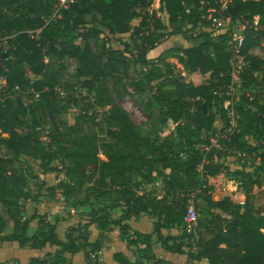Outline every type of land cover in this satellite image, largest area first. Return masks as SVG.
Wrapping results in <instances>:
<instances>
[{
    "label": "trees",
    "instance_id": "obj_1",
    "mask_svg": "<svg viewBox=\"0 0 264 264\" xmlns=\"http://www.w3.org/2000/svg\"><path fill=\"white\" fill-rule=\"evenodd\" d=\"M55 1L0 0V36L13 35L10 47L0 50V147L7 151L0 154V243L49 244L61 250L51 260L32 257L30 264H67L64 253L79 252L85 264H107L95 256L91 262L101 243L89 239L88 227L107 231L118 226L127 247L115 252L110 264H169L157 255L155 243L186 253V264H264V201L250 199L252 189L264 182V0L235 1L226 10L233 20L247 21L235 49H229L228 32L212 38L196 30L199 0H160L167 22L184 23V30L175 31L192 40L175 48L190 80L175 78L171 89L159 81V65L173 74L170 64L160 55L153 67L147 58L166 28L148 15L151 0H73L53 16ZM139 15V24L132 25ZM26 30L39 34L32 37ZM126 33L128 40L120 36ZM24 66L34 79L26 77ZM131 66H139L134 88L147 91L146 106L158 112L160 126L148 135L139 132L106 87L109 78ZM233 66H241L238 88L243 92L230 105L232 126L220 92L231 83ZM28 87L39 96L24 106L20 91ZM56 88L65 92L67 103H78L76 88L93 92L94 98L83 104L73 123L52 122L48 141H43L36 130L39 115L53 117L65 109ZM23 156L39 160L42 173H54L56 182L40 183ZM224 171L238 182L243 201L233 193L213 199L208 179ZM159 179L161 192L143 187ZM43 187L50 199L58 194L75 206L85 191V199L93 194L99 206L90 208L87 222L67 227L62 240L55 221L44 214L24 215L23 201L36 200ZM190 197L204 212L193 244L183 220ZM142 213L154 219L151 233L132 230L126 222ZM34 219L38 226L29 234Z\"/></svg>",
    "mask_w": 264,
    "mask_h": 264
},
{
    "label": "rangeland",
    "instance_id": "obj_2",
    "mask_svg": "<svg viewBox=\"0 0 264 264\" xmlns=\"http://www.w3.org/2000/svg\"><path fill=\"white\" fill-rule=\"evenodd\" d=\"M140 21L138 20H132V25H137L139 24ZM164 23L166 24V28L164 30L165 35L163 36V38L155 45L154 48H152L151 50H149V52L147 53V58L150 62V64L155 67V65L157 64V57L158 56H163L165 61L168 62L170 64V67H172L173 69V74H171L167 68H165L162 64L159 65V72H160V79L159 81H163L164 84L166 85V87L168 89H171L173 87V83L175 78L179 79V70H181V66H180V62H179V58H178V53L175 51V48L179 47V46H187L189 45L192 40L188 37H185L181 31H175L177 29L175 28H181L182 30L185 29V24L181 23V22H177L174 24H169L167 22V20H164ZM236 29L238 30V25L236 24ZM39 34V31L36 30L35 32H33L34 36H37ZM236 34H239V32L237 31ZM194 35V34H193ZM121 38L128 40L129 39V34H122L120 35ZM94 49L95 46H93ZM46 62H48V60L46 59ZM0 64L2 65V61L0 60ZM139 66H131L129 67L125 73H118V75H116V77L114 78H109L106 82V87L108 89V93L109 95L112 97L114 103L122 106L127 113L129 114L131 120L134 122V124L137 126V129L139 130V132L143 135H148L151 134V132H153L158 126H160L159 121H158V112L157 110L152 107V108H148L146 106V102H147V91L144 92H140L137 91L133 84V78L136 76V72L138 70ZM6 69V68H4ZM25 72H26V77L28 79H34L35 75L32 73V71L27 67L24 66ZM188 81L190 80V78L187 76ZM119 80L120 82L117 83L116 81ZM256 90V87H252L250 88V91L253 92ZM22 92H26L25 90H23ZM243 92V90L241 88H235L234 89V97L230 99L231 102H233V104L235 102L238 101V97L239 95ZM26 102H29V95L25 94L22 95ZM74 96L77 97L78 103H67V99L68 97L64 95H62V101L60 102L61 106H65V109L59 113L58 115L55 116H50L48 113L46 112H42V115H39L40 118V122L41 125L39 127L36 128V130L38 131V135L39 137H41L42 139H44V134L46 133L47 130L50 129V125L51 123H55L57 125H61L62 123H67V124H71L74 122L76 116L78 115V113L80 112V110L83 107V104L85 102L92 101L94 98V94L93 92H88L85 90H82L80 88L76 89V92L74 93ZM96 110L99 112L98 118L100 117L101 114V110L97 109ZM234 121V120H233ZM235 122V121H234ZM216 126H221V120H217L215 123ZM84 127L86 125H83ZM20 130H25L26 127H20ZM101 137H104V135H101ZM0 154L1 155H5L7 154V151L5 150L4 147H0ZM233 158H231L232 160ZM22 162L27 164V162H30V166H31V173L33 174H41V168L39 166L38 161L35 160H29L26 159L25 157H22ZM42 175V174H41ZM47 180L44 181L47 184H51L53 182H55V180L53 179V173H49L47 174ZM221 176V177H220ZM229 180L231 182H225L226 185L221 184V182L218 184L220 185V187L222 186L224 189L222 190H218L216 196H220L223 195L225 192L227 193L228 190H230L231 184H233L235 186V183H238L236 180L234 179H230V176H228V174L224 171L223 173H220L216 176H214V178L216 180ZM45 178V177H44ZM39 182H42V179L38 178ZM233 181V182H232ZM32 183V186L35 188V185ZM147 186V185H146ZM145 188V187H144ZM225 191V192H224ZM87 192L82 191L77 195V201H80L81 203L78 205H72L71 203H65L63 205H53L54 199H50L48 196V192L47 190L43 187V189H41L40 191V199H36L37 201H47L48 203L44 205L45 212L51 214L50 212L53 211L54 213V217L58 216V213L60 215H62L63 217L65 216H72V215H76V220H85L84 222H86L87 219L84 216H88V212L90 210L91 207L97 208L99 206V203L95 202V197L93 194H89V198L85 199V194ZM228 194V193H227ZM234 198H236L237 200L243 201L244 200V194L243 191L241 190V188L238 186L237 190L235 191L234 194ZM250 199L252 201H256V202H262L264 201V182L261 186L259 187H254L252 189L251 192V196ZM52 204V205H50ZM196 207L199 213V218H202L204 215V212L202 211L199 202H196ZM71 209L74 210V212L71 211ZM117 210H114V212H116ZM58 212V213H57ZM60 217V216H59ZM76 223V221L74 222ZM78 223V222H77ZM59 225H61L60 227L57 228L56 232L59 236V238L64 239V232H63V228L65 223H59ZM91 238H92V234L90 232ZM48 247L52 246V245H47ZM61 250L59 248L55 249V253H60ZM80 253V252H79ZM15 256H17V252L14 253ZM72 256V255H71ZM52 257H49V260H51ZM90 260L91 262L93 261L94 257L90 256ZM68 263L67 264H74L73 263V258L69 257L67 258ZM85 262V261H84ZM3 264V263H0Z\"/></svg>",
    "mask_w": 264,
    "mask_h": 264
},
{
    "label": "crops",
    "instance_id": "obj_3",
    "mask_svg": "<svg viewBox=\"0 0 264 264\" xmlns=\"http://www.w3.org/2000/svg\"><path fill=\"white\" fill-rule=\"evenodd\" d=\"M23 157L28 159V161L29 160H35V161H38V163H39V160H36V159L31 158L29 156H23ZM21 159H22V157H21ZM27 164L29 165L30 162H27ZM29 167L31 168L30 165H29ZM41 174L37 173L38 178L42 179V181H46L47 177H48L46 175L49 173L44 174L41 171ZM53 175H55V174L53 173ZM58 177L64 178L63 174H59ZM220 177H219V180H216L214 177H210L208 179V183L212 187L211 188L212 196H213V199H215V200L221 199L230 193L235 194V191L238 188V183H235V186L233 184H231L232 188L227 191L228 194L224 191L225 193L223 195L216 196L218 190L224 189L223 187H224V185H226V183H225L226 181L231 182L229 180H222V179H220ZM53 179L56 182V175L53 176ZM55 182H53L51 184H54ZM218 182L219 183L221 182L223 187L222 186L220 187ZM51 184L46 183V185H51ZM30 187L33 190L36 189V187L34 188L32 186V183H30ZM143 187H145V189L151 188L153 191L158 193V192H161L162 182L159 179V180H156L153 185H147V186L144 185ZM37 198L40 199L39 196ZM55 199H54L55 201H54L53 205H56V204L63 205L66 203L63 200V198L58 194L56 195ZM47 203L48 202L46 200L45 201H37V200L23 201V208H24L25 217L29 216L33 213L44 214L46 216L47 220L52 221V222L53 221L56 222V230L58 227L61 226V225H59V223H65L64 227L61 228V229H63L64 233H65L66 228L69 226H76L77 224L85 223L84 222L85 220H79V221L76 220L75 214L72 216L63 217L62 215H60L57 212L58 216L54 217V214H56V213H54L53 211L50 212L51 214H49L48 212L46 213L45 212L46 208L44 207V205ZM50 205H52V204H50ZM71 211L74 212L73 209H71ZM117 212H118V210L115 213L117 214ZM84 217H86L87 219L89 218V216H87V215ZM5 221L8 225V227L12 226V220L9 217L6 216ZM75 221H76V223H74ZM87 221L88 220H86V222ZM153 221H154V219L152 217L142 213L138 216H133V217L129 218L126 222L128 223V225L130 226V228L132 230L151 233L153 230ZM37 226H38L37 219L32 220L30 222V226H29V230H28L29 234H32L35 231V229L37 228ZM88 231H89V239L91 241L98 240L101 243L100 250L97 251L96 253H94L95 257H97L98 261L103 262V263H107V264L113 263L114 262L113 261V254L115 252L126 250L127 242L125 239H122L120 237V232H119L118 226H113L111 229H109L107 231H102V230L97 229L94 225H89ZM90 232L92 234V238H91ZM163 232L166 234L168 232V230H164ZM62 240H64V239H62ZM47 245H45L42 248H31L29 246L20 247L18 245V243L14 242V241L13 242H7V243L6 242L0 243V263H3V264H30V259L32 257H37L40 259L48 258V257L53 255V253L55 252V249H57L58 247L55 245L48 247ZM154 250L157 252V255L160 258L166 260L169 264H186L189 262V259H188L186 253L179 254V253H174V252H169V251L163 250L161 248L160 243L154 244ZM16 252H17V256L14 255V253H16ZM64 255L66 257H72L74 264H85V262H84L85 260L83 258L82 253H76L72 256L69 255L68 253L67 254L64 253ZM202 262H205V260H202Z\"/></svg>",
    "mask_w": 264,
    "mask_h": 264
},
{
    "label": "built area",
    "instance_id": "obj_4",
    "mask_svg": "<svg viewBox=\"0 0 264 264\" xmlns=\"http://www.w3.org/2000/svg\"><path fill=\"white\" fill-rule=\"evenodd\" d=\"M235 1H241L246 2L250 0H199V9L201 11L200 13V20L197 23L196 30L206 31L210 37H216L221 32H228L229 34V49H235L237 48V43L242 38L243 30L245 27V24H247L246 20L236 19L233 20L231 17L226 15V10L229 6L233 4ZM73 0H56L54 3V12L53 16L57 15L59 16V12L61 8H66L69 6L70 3H72ZM190 7L186 8V12H189ZM137 12H142L141 14H144L143 10L137 6L136 7ZM146 11L148 12V15H154L156 18L160 19L164 22V20H167V14L162 9V5L160 0H151V3L146 8ZM259 16H254V23L256 24L258 21ZM134 20H141V15L138 17H135ZM236 24L238 25V30L236 29ZM29 32V34L33 37V31L32 30H26ZM239 32V34H236V32ZM13 35H4L0 36V50L6 51L9 47V39ZM181 70H179V81L181 82H188L187 74L183 68V66L180 64ZM240 70L241 66H233L231 71V83L227 85L224 90H222L220 93L225 95V98L223 100V107H225L228 110V115L231 118V125L233 126L234 123V116H233V110L230 108L231 101L230 99L234 97V89L240 86ZM4 82V77H1L0 83L2 84ZM14 89H19L18 86H16ZM78 89V88H76ZM26 92H21L22 95L29 94V102L27 103L25 98L21 95V100L23 102L24 106H28L33 99L37 98L39 96L38 92L34 91L32 88H26ZM56 92H58L61 96L64 95V91L60 88H56ZM48 131L44 134L43 141H48ZM184 222L187 228L188 232H192L194 238H192L191 242H193L197 239L196 237V230H197V224L199 220V213L196 207V201L190 197L185 205V213H184ZM92 257L95 256L94 253L91 254Z\"/></svg>",
    "mask_w": 264,
    "mask_h": 264
},
{
    "label": "water",
    "instance_id": "obj_5",
    "mask_svg": "<svg viewBox=\"0 0 264 264\" xmlns=\"http://www.w3.org/2000/svg\"><path fill=\"white\" fill-rule=\"evenodd\" d=\"M4 55H7V52H4Z\"/></svg>",
    "mask_w": 264,
    "mask_h": 264
}]
</instances>
